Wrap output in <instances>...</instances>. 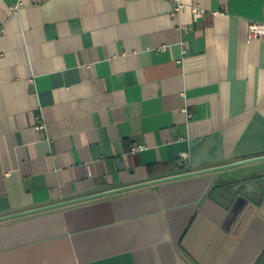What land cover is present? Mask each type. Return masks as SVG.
Listing matches in <instances>:
<instances>
[{
    "label": "crops",
    "instance_id": "1",
    "mask_svg": "<svg viewBox=\"0 0 264 264\" xmlns=\"http://www.w3.org/2000/svg\"><path fill=\"white\" fill-rule=\"evenodd\" d=\"M182 1L0 0V217L264 155V0ZM0 264H264V160L0 220Z\"/></svg>",
    "mask_w": 264,
    "mask_h": 264
},
{
    "label": "water",
    "instance_id": "2",
    "mask_svg": "<svg viewBox=\"0 0 264 264\" xmlns=\"http://www.w3.org/2000/svg\"><path fill=\"white\" fill-rule=\"evenodd\" d=\"M263 160H264V155L257 156V157H251V158H247V159H242V160H239V161H235L233 163H228V164L219 165V166H215V167H210V168H206V169H201V170H195V171H189V172H185V173L170 175V176H167V177H163V178L155 179V180H152V181H147V182L131 185V186L124 187V188L104 191V192L96 193L94 195H90V196H87V197H82V198H78V199H72V200L64 201V202H61V203H58V204H55V205H50V206H46V207H42V208H37V209H32V210H28V211L19 212V213H14V214H11V215L0 217V220L9 219V218L17 217V216H22V215L38 212V211H41V210H47V209H51V208L59 207V206H63V205H69V204L77 203V202H80V201L88 200V199H91V198L106 196V195H109V194H113V193L124 191V190H128V189L143 187V186L156 184V183H160V182H167V181H171V180H177V179H181V178L198 176V175H202V174L214 173V172H217V171H220V170H225V169H228V168L242 166V165L250 164V163H253V162H259V161H263Z\"/></svg>",
    "mask_w": 264,
    "mask_h": 264
},
{
    "label": "built area",
    "instance_id": "3",
    "mask_svg": "<svg viewBox=\"0 0 264 264\" xmlns=\"http://www.w3.org/2000/svg\"><path fill=\"white\" fill-rule=\"evenodd\" d=\"M175 1V8H174V14H178L182 12L184 9L188 7L182 0H174ZM192 9L194 16L196 18L202 17L206 10L199 6H190ZM249 34L251 38H264V22L259 21H252L249 25ZM45 127L44 124H40L38 126L39 129H43ZM143 149L140 145H134L132 147V152L136 153ZM187 153H183V157H186Z\"/></svg>",
    "mask_w": 264,
    "mask_h": 264
}]
</instances>
